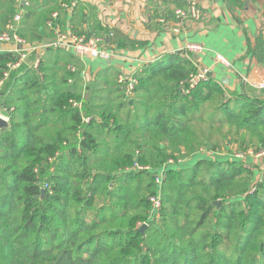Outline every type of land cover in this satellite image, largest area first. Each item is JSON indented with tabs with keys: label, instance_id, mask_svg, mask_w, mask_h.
I'll use <instances>...</instances> for the list:
<instances>
[{
	"label": "trees",
	"instance_id": "1",
	"mask_svg": "<svg viewBox=\"0 0 264 264\" xmlns=\"http://www.w3.org/2000/svg\"><path fill=\"white\" fill-rule=\"evenodd\" d=\"M31 1L18 28L28 41L36 39L33 18L44 23L62 9L58 0H41L46 8L37 15ZM227 5L235 11L242 1ZM17 7L0 0V32ZM110 45L122 48L118 36ZM73 57L48 50L41 77L22 65L0 90V107L12 108L0 132V264H264V170L250 171V160L234 154L197 156L217 150L197 133L205 122L250 135L264 149V100L226 93L213 79L184 94L179 83L193 68L176 53L137 75L131 99L114 74L113 110L100 109L93 104L100 73L84 88L67 82L78 75L66 67ZM16 60L0 51V79ZM142 93L146 99L136 98ZM205 105L208 119L198 116ZM169 158L175 164L154 185L152 175ZM135 162L153 169L126 171ZM44 182L50 188L42 196ZM159 195L156 224L147 197Z\"/></svg>",
	"mask_w": 264,
	"mask_h": 264
},
{
	"label": "crops",
	"instance_id": "2",
	"mask_svg": "<svg viewBox=\"0 0 264 264\" xmlns=\"http://www.w3.org/2000/svg\"><path fill=\"white\" fill-rule=\"evenodd\" d=\"M24 1L27 5L18 6L15 12L19 16L18 28L32 6L31 0ZM187 1L79 0L71 7V0H58L62 9L54 8L51 14L58 13L62 32L86 37L98 35L103 38V48L114 53L109 60L95 61L78 60L72 55V61L67 62L75 65V73L78 72L77 78H70L72 83L79 80L84 88L100 73L93 104L96 108L104 106L105 110H113L111 105L118 96L115 85H112L114 74L133 72L139 75L143 71L150 74L151 67L160 62L166 64L176 53L180 57L184 44L193 43L204 49L194 55L197 65L207 67L210 79L222 85L226 93L246 94L264 100V91L241 80V77H248L251 83H255L264 76V0H241L242 5L235 11L229 10L227 0H193L201 10L200 20H186L177 25L173 22V10L186 5ZM33 3L37 15L45 11L46 6L43 7L41 0ZM35 23L38 25L29 28L36 35V41L53 39L54 35L46 27L47 21L43 23L37 17ZM174 27L177 32L172 30ZM115 36L121 41L122 48L110 45L111 37ZM8 49L10 46L0 45V51ZM215 56L226 59L231 68L217 64ZM146 95L142 93L136 98L144 100ZM116 104L118 102L113 106ZM222 155L230 157L232 153Z\"/></svg>",
	"mask_w": 264,
	"mask_h": 264
},
{
	"label": "built area",
	"instance_id": "3",
	"mask_svg": "<svg viewBox=\"0 0 264 264\" xmlns=\"http://www.w3.org/2000/svg\"><path fill=\"white\" fill-rule=\"evenodd\" d=\"M79 0H71L70 6L74 7ZM18 6L27 5V2L24 0H15ZM201 10L197 6V4L193 0H188L184 7H178L173 10V22L177 25L186 21L193 20L197 21L201 18ZM59 15L57 12H53L50 15V19L46 23V27L52 32L54 35L53 39L47 42H39V43H28L24 38H22L18 34V23L19 16L14 15L7 22V26L3 32H0V45H8L10 49L6 52L14 53L17 55V60L11 63L6 64V68L2 73V77L0 79V90L3 87L4 83L9 79L12 72H15L21 68L22 65H27L28 68L34 70L39 77H41V73L39 72V64L48 50H63L69 52L74 55L79 60H109L114 53L112 51H107L103 48L104 41L98 35L91 36H76L70 33L62 32L59 24ZM164 22V21H161ZM173 31L177 32V29L174 27ZM203 47L199 44L186 43L181 48L180 57L184 60H187L191 63L193 71L188 75L187 79L183 82L179 83V87L181 91L188 95L190 91H192L197 86L204 84L210 80L209 77V69L207 67H199L197 62L194 59V55H199L203 52ZM32 57V60L29 61V58ZM216 63L221 65L226 69H230V63L220 57L215 56ZM67 69L74 73L76 70L74 67L68 66ZM87 79V76L85 77ZM241 80L244 84H251L255 89L259 91H264V76L257 80L255 83H251L248 80V77H241ZM67 82L72 83V79H68ZM117 84L123 92L125 99H131L134 96L135 89L138 85L137 75L133 72L130 73H119L116 79ZM1 92V91H0ZM68 103L74 107L79 108L80 103L70 99ZM12 111L10 108L9 111L6 109L0 110V117L5 120H9L8 114ZM89 118H85L84 122L88 123ZM137 155V153H136ZM247 156H250L249 152L246 153ZM57 156V155H56ZM49 158V162L53 161L56 158ZM235 158L241 159L239 156L234 154ZM264 157V150L260 151L256 158ZM179 162V161H178ZM171 161H168V164L161 167L160 172L155 176V185L160 186L162 181L166 175V166L169 165ZM146 167L140 166L137 162H135L130 169H126V171H147ZM37 173V169L34 170ZM39 179V177H38ZM50 186L48 183H40L41 190H49ZM251 192L254 190L253 187L250 188ZM151 203V213L154 214V218L158 219L159 214V196H153L149 199ZM158 217V218H157ZM137 226H142L137 224Z\"/></svg>",
	"mask_w": 264,
	"mask_h": 264
},
{
	"label": "rangeland",
	"instance_id": "4",
	"mask_svg": "<svg viewBox=\"0 0 264 264\" xmlns=\"http://www.w3.org/2000/svg\"><path fill=\"white\" fill-rule=\"evenodd\" d=\"M32 22H37V17L32 19ZM21 26V25H19ZM18 28V27H17ZM28 43H39L36 42V40L33 41H28L27 39H25ZM71 67L75 66L73 64H70ZM75 68V67H74ZM76 70V69H75ZM206 106V110L201 112V115L198 116H203L204 118L208 119L209 116H207L208 114H210V110L211 106L210 105H205ZM125 114V113H124ZM197 123H194V125ZM52 132H48L47 134H51ZM197 133L201 134L202 137L204 138V142L207 144V148H210L211 146H215L217 148L216 153L213 151H208L205 150L204 148H202L200 150V154H203V156H213L214 154H227V153H232L236 154L237 156H239L242 160L247 159L246 161L249 162L250 165H245L246 168H248L250 171L255 170V166L258 167V170L263 171L264 170V157H259L256 158V155H258L260 153V151H263L264 149H259L258 145L255 143L254 141V137L247 135L245 133H234V130L232 128H228L226 126H216L213 125L212 127L207 126L206 122L200 125V129L197 130ZM241 139V140H240ZM246 139H252L251 143H241V141H246ZM110 145H113V141H111L109 143ZM249 152L250 156H247L246 153ZM137 153V152H136ZM135 153V156H136ZM140 155V154H139ZM138 156V153H137ZM221 157V156H220ZM183 157L177 156L176 160L181 161ZM186 159V158H185ZM214 160V159H213ZM168 161H171V163L169 165H174L175 161L173 158H169L167 161H165L161 166L163 167L164 165L168 164ZM142 167H146L149 170H152L153 168H151L148 165H141ZM132 167V166H131ZM158 167V169H160ZM146 172V171H143ZM153 176V182L155 185V176ZM259 177V176H257ZM254 185H251V187H253ZM251 190L249 187V190L247 191V194H250ZM153 197V196H148L147 197V201L149 202L150 206L151 203L149 201V199ZM159 201H160V206H159V212L161 209V198L159 195ZM159 217V214H158ZM157 217V218H158ZM159 219V218H158ZM156 218H154L153 222H157L156 220H158ZM140 225H142V223H139ZM157 224V223H156ZM139 227V226H137ZM142 227V226H140Z\"/></svg>",
	"mask_w": 264,
	"mask_h": 264
},
{
	"label": "water",
	"instance_id": "5",
	"mask_svg": "<svg viewBox=\"0 0 264 264\" xmlns=\"http://www.w3.org/2000/svg\"><path fill=\"white\" fill-rule=\"evenodd\" d=\"M175 1H187V0H175ZM107 41H108V38H107ZM9 128V123L7 120L3 119L2 117H0V132L4 129H8ZM41 195L43 196L45 194V191L44 190H41ZM215 205L219 208L221 206V202L218 201L215 203ZM146 226L143 225L141 228H140V232H142L144 230Z\"/></svg>",
	"mask_w": 264,
	"mask_h": 264
}]
</instances>
